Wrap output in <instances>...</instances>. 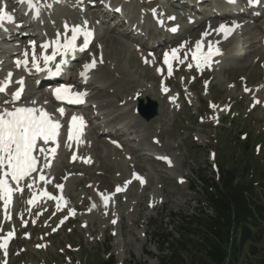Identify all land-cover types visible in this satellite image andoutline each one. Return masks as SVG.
Wrapping results in <instances>:
<instances>
[{
    "label": "rangeland",
    "instance_id": "374dc122",
    "mask_svg": "<svg viewBox=\"0 0 264 264\" xmlns=\"http://www.w3.org/2000/svg\"><path fill=\"white\" fill-rule=\"evenodd\" d=\"M16 1L0 0V9L11 17L0 20V26L25 13L22 10L15 15L13 10L30 8L38 18L35 35L41 39L48 34V26L56 25L59 18L68 17L72 18L74 27L92 24L93 28L97 27L95 34L98 38L105 36L96 41L85 60L103 58L102 72L108 66L112 71L108 76L114 78L115 75L122 81L108 88L102 100H111L114 107L102 112L112 111L115 116L120 115L124 110L130 111L135 100L141 97L144 106H148L147 113L152 110L151 103L158 106V113L149 121L140 117L137 114L140 101L129 119L116 120L114 124L124 130L127 124L131 127L137 121H142L143 126L136 125L132 131L122 130L121 133L125 134L116 140L113 138V141L108 139L107 147L102 143L98 149L93 147V156H89L90 160L94 159L92 167L84 166L79 171L66 167L57 181L53 177L59 175L56 171L62 169L61 164L57 165L61 168L50 171L52 189L64 186L61 191L65 190L61 203L53 199L48 205L53 206V212H46L48 206L44 205L41 211L36 208L30 214L31 209L27 206L30 197L13 199L9 203L10 210L18 209L14 219H11L10 212L0 218V244L13 237L9 247H0V264H103L109 255L115 264H160L159 257L170 253L159 251L151 233L156 227L162 228L161 231L170 228L179 238L177 220L174 219L173 223L172 218L191 214L199 205L195 202L198 196L191 190L195 186L200 193L202 191L198 174L210 178L213 170L222 167L243 172L244 178L253 175L258 179L264 166V36L260 28L256 34L260 42L253 46L257 53H250L253 51L249 45L251 41L238 31L240 39L236 42L243 55L232 60L224 50L226 55L218 59L213 68L209 66L205 70L202 69L205 63L193 55L200 61V66L194 61L191 70L192 63L182 65L187 55L194 53L197 45L205 44L208 48L210 44L221 42L223 37L209 41L203 35L201 40L193 43L189 33L175 37L174 32L167 34L166 31L170 30L164 24L157 27L156 21L163 17L165 22L163 15L168 12L170 15L166 16H174L172 18L186 17L185 21L178 22L183 29L192 23L191 20L201 23L205 15L210 14V9L204 4L199 6L202 14L194 11L191 18L185 15V11L174 10L169 0H31L29 7L17 5ZM111 1L114 7H123L128 18L135 22L143 21V35L140 33L139 41L126 37L128 31L125 30L129 26L119 25L112 29L113 22L102 23L99 8L105 2L102 6L105 9ZM40 2L41 7L38 5ZM62 3L68 7L63 9ZM7 8L12 10L7 13ZM80 8L83 13L79 12ZM54 12L56 15L53 16ZM231 17L227 19H234ZM23 22L25 20L21 19L20 23ZM256 24L262 26L264 23L258 20ZM13 28L17 29L18 25ZM164 31L167 35L163 40ZM189 31L193 32L192 27ZM171 38L178 44L173 52L181 53V56L172 79L165 77L163 80L161 77L170 74L171 69L170 62H166L169 45L166 41ZM11 41L0 43V47L14 48L16 44ZM160 43L166 45L160 47ZM143 44L146 46L141 47ZM190 44L194 46L190 48ZM161 49L167 67L162 62L164 54ZM6 53L0 49V58ZM157 61L169 72H163L162 67L156 66ZM5 73L6 76L17 74V67ZM108 76L102 73V79L106 81ZM93 78L97 80V72ZM100 131L96 130L97 133ZM120 139L125 147L116 145ZM87 142L91 146L92 141L89 139ZM136 171L142 176H137ZM64 173H70L68 183ZM22 204L27 206L26 209ZM208 212L211 213L210 210Z\"/></svg>",
    "mask_w": 264,
    "mask_h": 264
},
{
    "label": "bare ground",
    "instance_id": "6f19581e",
    "mask_svg": "<svg viewBox=\"0 0 264 264\" xmlns=\"http://www.w3.org/2000/svg\"><path fill=\"white\" fill-rule=\"evenodd\" d=\"M170 1V4L171 5H173L175 8H173L174 10L176 9V10H179L180 12H181V8L182 7H189V8H192L193 10H191L189 13H185L184 11V13H185V15L186 16H190L191 18L193 17V12L195 11V12H197V13H199V14H202V12H201V10L199 9V6L201 5V4H204V5H206L209 9H210V14L208 15V14H206L205 16H206V18L204 19V21H202L201 23H199L198 21H194V22H192V23H189V24H187L186 26H185V28H184V30H183V32H182V36H186L185 34L186 33H189V36H190V38L192 39V42L194 43L196 40H201L202 38H203V35H206V37L207 38H205V39H208L209 41L211 40L212 41V39H214L215 37H217V36H219V35H222V36H224L222 33H224L225 35H227L228 33H225V29L223 30V31H221V24H223V23H227L226 25L228 26V25H231L230 23H231V20H227L226 19V17L227 16H230L229 14H232L233 13V10L231 9V7L232 6H234V4L233 5H228V6H226L225 4H223V2H221L220 3V0H175L174 2H173V0H169ZM178 1V2H177ZM190 1H192V2H190ZM44 2V1H43ZM69 2V1H68ZM237 3H238V1H236ZM47 3V2H46ZM231 3V2H230ZM230 3H226V4H230ZM258 3H260L259 5H258ZM64 6H63V9H66V7H68L67 6V4L66 3H62ZM253 4H255L256 6H259L261 9H262V7L264 8V0H256V2H253ZM38 5H40V7L41 6H43L42 5V3L40 2V3H38ZM80 5V4H79ZM120 7V6H119ZM205 7V6H204ZM219 7H222L221 9L219 8ZM116 7H114L113 6V3L112 2H109V3H107L106 4V6H105V9H104V11L102 12V14H105L106 12H107V10H108V16H103V21L106 23V24H109L108 23V19H109V16H111V15H114V14H116L117 13V11H116V9H115ZM215 9V10H214ZM58 10V9H57ZM82 9L80 8V10H79V12L80 13H83V11H81ZM130 10V9H129ZM247 10L249 11V9L247 8ZM127 11V10H126ZM135 11V10H134ZM160 11V10H159ZM242 10H239V9H236V11H235V13L236 14H239V15H237V17L235 18V19H233V26H232V30H234V27H235V25L238 23L239 24V29H240V32L243 34V35H245V36H247L248 38H249V40L251 41L250 42V48H252L253 49V51H249L250 53H257V49H254L253 48V46L254 45H258V42H260L259 40H258V38H257V36H256V34H257V32L259 31V28H260V26H258V24H256L257 23V21L259 20V19H261L260 21H262L263 23H264V14H258V12H257V10L255 11V13L253 14L252 13V17H251V20L253 21L252 23H249V22H246V21H244V18H246L247 16L245 15V12L244 13H242L241 12ZM43 12H45V11H43ZM129 12V11H128ZM163 12H165V10L163 11ZM47 13V12H46ZM100 13V12H99ZM182 13V12H181ZM240 13H242V14H240ZM17 14H18V12H17ZM58 14V13H57ZM133 14V13H132ZM173 14V13H172ZM247 14V13H246ZM251 14V13H250ZM29 15H30V12L28 11L27 12V14L25 15V17H22V16H18V18L17 19H15L14 21H12L11 23H9V21H6V24L8 25V23H9V25H8V27L9 28H12L13 27V25H14V23L17 21V22H20V20L22 19V20H25V22H23L21 25H20V29H18V31L20 30V31H23V29H30V28H32L33 29V32H32V34L33 33H35V31L37 30V28H38V24H37V20H33V19H29L28 17H29ZM54 15H56L55 14V12L53 13V16ZM126 15V14H125ZM166 15H170V13H168V12H166V13H164V15L163 16H166ZM185 15H184V17H185ZM204 15V14H203ZM58 16V15H57ZM60 16V15H59ZM82 16V15H81ZM134 16V15H133ZM17 17V16H16ZM170 17V16H169ZM195 17V16H194ZM27 18V19H26ZM65 18V17H64ZM136 18V17H135ZM186 18V17H185ZM185 18H183V17H180V18H173V21H174V23H178V22H180V21H185ZM188 18V17H187ZM232 18V17H231ZM234 18V17H233ZM165 19V18H164ZM194 19V18H193ZM206 19H207V21H206ZM54 20V19H53ZM16 22V23H17ZM72 22H73V20H72V18L71 17H68L67 19L65 18V19H61V18H59L58 19V21H57V23H56V25H53V26H50V28H49V26H48V28H47V32H48V34H47V38H48V41L47 42H52L53 43V45L52 46H54L55 48L58 46V43H61V45H62V47H63V45H65V43H67L68 42V40H70V39H72V33L74 32L73 30L74 29H76V28H74L73 27V24H72ZM126 22H134V23H137L138 25H135V24H133V25H135V26H142V25H144L143 24V21H141V19L139 20V21H137V22H135L132 18H127L126 19ZM126 22H124V20L121 18H119V21L117 22V24H121L122 25V27L123 26H125V28H127V26H126ZM15 23V24H16ZM91 23V22H90ZM46 24V23H45ZM125 24V25H124ZM90 25V24H89ZM92 25V24H91ZM44 26V25H43ZM87 26V25H86ZM93 26V25H92ZM37 27V28H36ZM45 27V26H44ZM95 27V26H94ZM191 27H192V30H193V32L192 31H189L190 29H191ZM97 28V27H96ZM43 29V28H42ZM46 29V28H45ZM80 29V28H79ZM1 30H2V27L0 28V42H7L8 40H12V39H14L16 36H17V33H16V30H8L7 32H1ZM50 30V31H49ZM86 29L85 28H81V31H85ZM149 30V29H148ZM195 30V31H194ZM260 30H261V28H260ZM125 31H128L127 29L125 30ZM42 32H43V30H42ZM94 32H96V31H94ZM167 32V34L170 32V31H166ZM202 32H203V34H202ZM44 33V32H43ZM88 33H91V32H88ZM162 34V33H161ZM165 31H164V33H163V39L165 38ZM166 34V35H167ZM174 34H175V37H177L178 36V34L176 33V32H174ZM7 35H9L10 37H8ZM81 35V34H80ZM139 35H141V34H139ZM156 35L157 36H159L158 35V33H156ZM90 38L92 37V33H91V35H88ZM126 37L128 38V39H130L131 38V40H133V41H136V40H139V36H138V34L136 33V32H127L126 33ZM85 38V34H83V35H81L80 36V39H79V41L80 42H82V39H84ZM89 38V39H90ZM102 38H105V36L103 35V36H101V37H99L98 39H97V42H99V40L100 39H102ZM143 38V37H142ZM228 42L227 43H223L221 46H222V50H227V55L232 59V60H234V59H236V57L238 56V55H243L242 53H241V49H240V47H238V46H235V43H237V42H235L236 40H238V39H236L237 37H236V35H235V33H233V34H231V36H228ZM16 39V38H15ZM28 39V38H27ZM144 39V38H143ZM240 39V38H239ZM39 40V39H38ZM150 40V39H149ZM258 40V41H257ZM88 41V40H87ZM79 42V43H80ZM10 43H14L13 41H11ZM25 43H27V40L25 39H22L21 41H20V47H22V48H28L29 47V45H26V46H24V44ZM207 43H208V41H207ZM206 43V44H207ZM240 43H242V42H240ZM97 44V43H96ZM210 44V43H209ZM208 44V45H209ZM214 44V43H213ZM233 44H234V46H233ZM21 45H23V46H21ZM122 45V44H121ZM178 44L174 41L173 43H171V44H169L168 45V50H170V49H172L173 48V46H177ZM211 45V44H210ZM217 44H215V45H213V47L212 48H210L211 50L209 51V53H207L206 54V51H207V49L208 48H206L207 46H205V44H203V46H205V47H203L202 46V44L199 46V49L198 48H196L195 50H194V53H193V55L197 58V60H201V61H203V62H213V61H215V60H217L218 58L217 57H213L212 56V51H213V49H214V47L216 46ZM9 46V45H8ZM194 46V44H190L189 45V47L190 48H192ZM202 46V47H201ZM244 46V45H243ZM84 48H86L85 46L83 47V49ZM263 48H264V46H263ZM1 49H4V50H6V52H8V51H10V49L7 47V48H4V47H1ZM72 49L73 50H69V49H67V48H63V49H61V54H60V57H67V58H73V57H75V56H77L78 54H83V56L85 57L86 56V52H84V50L83 51H80V50H78V48H76V47H72ZM124 49V48H123ZM162 50V49H161ZM249 50V49H248ZM160 51V50H159ZM246 51V50H245ZM100 52V51H99ZM248 52V53H249ZM96 53H98V52H96ZM249 53V54H250ZM134 54H136V53H134ZM249 54H247V56L249 55ZM107 55V54H106ZM225 55H226V53H225ZM134 56V55H133ZM246 56V57H247ZM115 57V56H114ZM162 57H163V55L162 54H160V58L162 59ZM208 57H210V60L209 61H207V58ZM239 57V56H238ZM117 59V58H116ZM110 60V59H109ZM102 63L103 62H101V61H99L98 63H97V69L95 70V73L97 72L98 73V78H97V80H95L93 77H92V79H91V81L89 82V85H88V90L90 91L89 92V94H91V98L93 99V100H96V101H98V102H96V104H98L96 107H94V106H92L91 108H90V110H89V115H94V113L96 112V111H94V109L95 110H100V111H102V110H105L106 108H112V107H114V102L112 103V102H110V101H105V100H102V98L104 97V96H106L107 95V90H108V88H110V87H112V86H114L115 84H117L118 82H122L119 78H116V76L114 75V78H110L109 76H108V74H111L112 73V71L109 69V68H107L108 66H106L104 69H103V72H102V70L100 69V66L102 65ZM115 63H117L116 61H115ZM176 63V62H175ZM69 63H68V60L67 61H65L63 64H62V66H61V68H60V70L61 71H65L66 73H68V74H70V73H72L74 70H76L77 68H80V62L79 63H77V66L76 67H68L67 65H68ZM104 64V63H103ZM107 64H108V62H107ZM214 64V63H213ZM259 64V62L257 63V65ZM10 63H8V61H7V59H5V60H3L1 63H0V78L2 77V71L3 70H5V69H7L8 67H10ZM105 65V64H104ZM115 67V66H114ZM120 67V66H119ZM65 69V70H64ZM117 69V68H116ZM82 70H83V68H82ZM81 70V71H82ZM91 73V72H90ZM90 73H88L85 77H89V75H90ZM102 73L103 74H105V77H106V75L108 76L107 77V81L105 80V79H102ZM113 74H115V73H113ZM112 77V76H111ZM104 78V77H103ZM122 79V78H121ZM41 82L43 81V79H41L40 80ZM171 80H169V82H170ZM168 82V83H169ZM81 83V82H80ZM80 83L78 82L77 84H76V87H79L80 86ZM119 84V83H118ZM120 84H122V83H120ZM119 86V85H118ZM40 92V91H39ZM119 93V92H118ZM2 94V93H1ZM37 93H35V94H30V95H24L23 96V98H22V100L20 101V102H18L17 104H13L14 102H13V100H11L10 101V105L13 107V108H16V107H21V106H26V105H29V106H32V108L33 109H37V110H42V111H44V112H47L48 114H49V116H50V118H51V120L53 121V122H55V123H58V120H59V122L60 121H63L64 123L68 120V117H69V114H61L60 112H59V110L57 109V107L54 105V103L52 102V100L49 98V97H46V96H44L43 95V98H44V101L42 100V99H34V95H36ZM143 97V96H142ZM160 98H161V96H160ZM28 99H31L32 100V102H31V104L30 103H28ZM148 99V98H147ZM134 101V100H133ZM140 101H144V99L143 98H141V97H139V98H137L136 100H135V104H134V106H133V108L130 110V111H127L126 110V112H122L120 115H114L113 113H111L110 111L109 112H103L102 113V115H101V113H99V114H97V115H95V116H92V118H95V119H100L101 118V122H100V125H99V127H94V128H92V129H89L88 131H86V129H76L78 132H79V135H78V138H76V134H77V131H75L73 134H72V139H70V140H72V142H73V144L74 143H78L79 144V146H80V148H78V150H77V152L75 151V146L74 145H72V146H68L69 144H70V142H69V144H67L66 146H65V141L63 142V143H61V148L62 147H67L66 148V150H69V148H72V153H71V155H72V157L73 156H75V161L74 160H71L70 159V163L69 162H67V163H64V160L60 163L61 164V166H62V169H60V171H58L57 173H59V175L57 176V174H56V180H60V176L62 175L61 174V172L62 171H64L65 170V168L66 167H71V168H73V171H79L81 168L83 169V167L84 166H86V156H93V152L91 151L92 149H93V147H95V149L97 148L98 149V147H100L101 145V143L102 144H104V145H106L105 147H107L109 144H108V138L109 139H113L114 137H120V136H122V135H124L125 133L123 132V133H121L122 132V130H124V129H121V128H117L116 127V124L115 125H112V124H114V123H116L117 121L116 120H120V119H129L130 118V116L131 115H133V113L132 112H134V111H136V106H137V104L140 102ZM44 102H51V105H46ZM129 103V102H128ZM131 103V102H130ZM118 104V103H117ZM159 105V104H158ZM164 105H166V103L164 104ZM163 105V107L162 108H164L165 106ZM159 108H161L160 106H159ZM115 110V109H114ZM118 110V109H117ZM91 113V114H90ZM115 113V112H114ZM132 113V114H131ZM138 114V113H137ZM159 115H160V109H159ZM140 116V115H139ZM161 116V115H160ZM57 117V118H56ZM141 117V116H140ZM110 118H112V120H110ZM58 119V120H57ZM87 119V121H88V118H86ZM158 119V118H157ZM156 119V120H157ZM91 120H93V119H91ZM141 120H145V119H142L141 118ZM149 121V120H148ZM153 121V120H152ZM122 122V121H121ZM124 126H125V124H124V122L122 123ZM67 126H68V124H66ZM79 124H77V126H75L76 128L78 127L79 128V126H78ZM121 125V124H120ZM136 125H139V126H143V122L142 121H137L136 122V124L135 125H132L131 127H130V125H126V127H125V130L124 131H126V129H128V131H132L131 129H136ZM120 127V126H119ZM152 127V126H151ZM138 128V127H137ZM97 129H99V130H101L100 131V133H97L96 132V130ZM113 132V133H112ZM95 133H97L98 135H96ZM133 133V132H132ZM103 138V139H102ZM91 140L92 142V144H91V146L89 145V143L87 142L88 140ZM65 140V139H64ZM112 145V144H111ZM54 147V140H53V142H52V145H51V149ZM91 147V148H90ZM111 147V146H110ZM114 147V146H113ZM39 149H45V152L44 153H42L40 150H38V152H40V157H39V159H40V164H46V163H48L50 160L48 159V156L50 155V152L49 151H47L46 150V147L45 146H42V147H40ZM114 149V148H113ZM92 152V153H91ZM54 157V156H53ZM71 157V158H72ZM87 157V158H88ZM75 163H77V165L75 164ZM58 164H56L55 166H54V163H51L50 165H49V168H47V170H53V169H57V168H61V166H57ZM68 168V169H69ZM70 168V169H71ZM40 171H41V167L39 166L38 168L36 167V171H34V175H37V176H39V178L43 175V174H45V172H41L40 173ZM69 174L70 173H64V176L66 177V180L65 181H67V183L69 182V180H68V177H69ZM71 178V177H70ZM21 181H23V183L22 184H20L19 185V187L18 188H21L22 186H25L27 183L25 182V179L24 180H21ZM11 183H12V181H8V185L10 186L11 185ZM32 185L31 186H29V187H26V189L25 190H28V189H30L31 191H30V193H31V195H32V193H35V199L39 196V194L40 193H42L44 190H47V189H45V187L47 186V184L45 183V182H42L41 180H39V181H34V182H32L31 183ZM77 184V183H76ZM11 188V187H10ZM28 188V189H27ZM53 188V187H52ZM63 190V189H62ZM1 195L3 194V192H1L0 193ZM54 194H58V191L57 192H54ZM27 195H28V193H27ZM22 197H25V196H22ZM22 197H19V196H14L13 198H16V199H22ZM28 198V197H27ZM6 199H8L6 196H4V200L6 201ZM30 199V198H29ZM33 199V198H32ZM27 200V199H26ZM28 201V200H27ZM50 200H47V202H49ZM23 205V204H22ZM21 205V206H22ZM51 205V204H50ZM28 206V205H27ZM26 205H25V207H24V205H23V207L26 209V207H27ZM55 206V205H54ZM30 207H32L33 209L35 208V206L34 205H31ZM45 207V206H44ZM53 207V206H52ZM29 208V207H28ZM38 208V207H37ZM30 209V208H29ZM45 210V209H44ZM26 211V210H25ZM38 211V210H37ZM34 213V212H33Z\"/></svg>",
    "mask_w": 264,
    "mask_h": 264
},
{
    "label": "trees",
    "instance_id": "16d2710c",
    "mask_svg": "<svg viewBox=\"0 0 264 264\" xmlns=\"http://www.w3.org/2000/svg\"><path fill=\"white\" fill-rule=\"evenodd\" d=\"M211 175L198 174L202 191L191 188L199 202L191 214L173 216L179 238L170 228L151 233L159 251L170 253L160 264H264V166L258 179L222 167Z\"/></svg>",
    "mask_w": 264,
    "mask_h": 264
},
{
    "label": "snow or ice",
    "instance_id": "6c2138e0",
    "mask_svg": "<svg viewBox=\"0 0 264 264\" xmlns=\"http://www.w3.org/2000/svg\"><path fill=\"white\" fill-rule=\"evenodd\" d=\"M19 3H31V0H18ZM230 2H235V0H230ZM10 19L6 13L0 9V20ZM224 29L221 28V31ZM75 33L79 34L81 30L76 28L73 30ZM91 35V33H85V36ZM77 36L73 35L72 40L69 41L64 47L69 50L72 49ZM85 47H87V39H85ZM199 49V45H197ZM84 49H80L83 51ZM175 56V52H173ZM45 61L53 59V57H45ZM167 62V60H166ZM96 66L95 60L90 65L86 67L91 70ZM37 70H40L37 67ZM59 70V69H58ZM22 83V81L18 82ZM7 85L0 86V93L6 91ZM22 95V89L16 91L12 94V100L17 101ZM58 99H67L68 103H80L82 102L81 97L86 95V93H72L71 88L64 87L57 89L55 93ZM7 103V101L5 102ZM60 113L63 115V109H59ZM77 117L72 118L73 125L77 121ZM82 120V118H80ZM59 124L51 120L49 114L42 110H37L33 108L18 107L14 111L8 109H3L0 111V192L10 195L12 189L7 183V177H11L13 181H20L36 171L37 158L33 155L34 150L37 148V141L42 140L47 144L50 140L57 135V129ZM69 139H72L71 130L69 132ZM42 153L45 149H39ZM54 151V149H53ZM44 180V177H40ZM47 195V193H45ZM49 199L53 197L49 196ZM7 202V200H6ZM32 203V201H29ZM12 234L9 233V236ZM4 244H0V247H4Z\"/></svg>",
    "mask_w": 264,
    "mask_h": 264
},
{
    "label": "water",
    "instance_id": "95a60500",
    "mask_svg": "<svg viewBox=\"0 0 264 264\" xmlns=\"http://www.w3.org/2000/svg\"><path fill=\"white\" fill-rule=\"evenodd\" d=\"M151 104H152V110L149 113H147L146 110L148 106H144L142 101L140 103L139 112L142 115V117H144L146 120L153 119L154 117H156L158 113V106L155 103H151Z\"/></svg>",
    "mask_w": 264,
    "mask_h": 264
}]
</instances>
